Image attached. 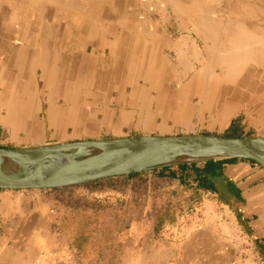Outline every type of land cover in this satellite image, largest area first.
Instances as JSON below:
<instances>
[{"label": "crops", "instance_id": "0c3cea01", "mask_svg": "<svg viewBox=\"0 0 264 264\" xmlns=\"http://www.w3.org/2000/svg\"><path fill=\"white\" fill-rule=\"evenodd\" d=\"M208 1L0 0V148L264 140V0H214V19ZM0 264H264V167L220 156L0 189Z\"/></svg>", "mask_w": 264, "mask_h": 264}, {"label": "water", "instance_id": "95a60500", "mask_svg": "<svg viewBox=\"0 0 264 264\" xmlns=\"http://www.w3.org/2000/svg\"><path fill=\"white\" fill-rule=\"evenodd\" d=\"M220 156L250 158L264 167V140L197 134L153 135L0 148V189L66 187L178 161Z\"/></svg>", "mask_w": 264, "mask_h": 264}, {"label": "rangeland", "instance_id": "374dc122", "mask_svg": "<svg viewBox=\"0 0 264 264\" xmlns=\"http://www.w3.org/2000/svg\"><path fill=\"white\" fill-rule=\"evenodd\" d=\"M194 1V0H193ZM210 4H211V7H212V15H213V19H214V17L216 16L217 17V15L219 14V5L221 4V2H220V4H218L216 1H208ZM179 3H181L182 5H184V8H189L190 6H191V0H180V2ZM204 4V3H203ZM204 6H209L208 4H204ZM192 7V6H191ZM190 7V8H191ZM236 18V17H235ZM233 19V18H232ZM217 20H218V18H217ZM234 20V19H233ZM212 220H214V219H216V220H220L221 218L220 217H216V215H213L212 217ZM224 227H225V230H226V232L228 233V236H230L234 231H235V229H234V227L232 226V225H230L229 223H224V225H223Z\"/></svg>", "mask_w": 264, "mask_h": 264}, {"label": "bare ground", "instance_id": "6f19581e", "mask_svg": "<svg viewBox=\"0 0 264 264\" xmlns=\"http://www.w3.org/2000/svg\"><path fill=\"white\" fill-rule=\"evenodd\" d=\"M42 2V1H41ZM107 6V5H106ZM178 50H180V49H178ZM182 53V52H181ZM194 53V52H193ZM201 157H203V156H201Z\"/></svg>", "mask_w": 264, "mask_h": 264}]
</instances>
